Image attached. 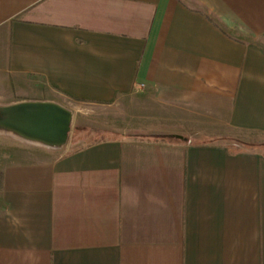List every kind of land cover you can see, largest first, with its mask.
<instances>
[{"label":"crops","instance_id":"0c3cea01","mask_svg":"<svg viewBox=\"0 0 264 264\" xmlns=\"http://www.w3.org/2000/svg\"><path fill=\"white\" fill-rule=\"evenodd\" d=\"M28 99L130 132L0 135V264H264V153L202 140L264 133V0H0V103Z\"/></svg>","mask_w":264,"mask_h":264},{"label":"rangeland","instance_id":"374dc122","mask_svg":"<svg viewBox=\"0 0 264 264\" xmlns=\"http://www.w3.org/2000/svg\"><path fill=\"white\" fill-rule=\"evenodd\" d=\"M34 100V99H28ZM25 100V101H28ZM129 102V101H128ZM0 105H3L0 103ZM129 106V103L127 104ZM122 105H82L78 111L73 112L72 128L65 145L61 147H48L40 143L30 142L24 139H9L8 144L13 149L36 151L40 153H57L71 151L99 138H107L113 135L130 132L124 128ZM0 135L17 137L13 133L0 130ZM1 138V137H0ZM212 138V137H209ZM192 140L198 141L202 138L192 136ZM213 142H221L233 149H256L264 153V133L232 131L227 136L216 139H202ZM0 146L7 147L6 140L0 142ZM68 146L69 149H68Z\"/></svg>","mask_w":264,"mask_h":264},{"label":"water","instance_id":"95a60500","mask_svg":"<svg viewBox=\"0 0 264 264\" xmlns=\"http://www.w3.org/2000/svg\"><path fill=\"white\" fill-rule=\"evenodd\" d=\"M73 112L53 101L28 100L0 105V130L48 147L68 141Z\"/></svg>","mask_w":264,"mask_h":264},{"label":"trees","instance_id":"16d2710c","mask_svg":"<svg viewBox=\"0 0 264 264\" xmlns=\"http://www.w3.org/2000/svg\"><path fill=\"white\" fill-rule=\"evenodd\" d=\"M170 140H176L178 137H173V136H167ZM173 138V139H172ZM175 138V139H174ZM179 140V139H178ZM3 175L2 172H0V184H1V179H2Z\"/></svg>","mask_w":264,"mask_h":264}]
</instances>
